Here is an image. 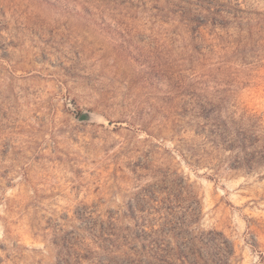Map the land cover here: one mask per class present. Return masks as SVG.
<instances>
[{
	"label": "rangeland",
	"instance_id": "rangeland-1",
	"mask_svg": "<svg viewBox=\"0 0 264 264\" xmlns=\"http://www.w3.org/2000/svg\"><path fill=\"white\" fill-rule=\"evenodd\" d=\"M242 113L264 127V0H0V264H146L180 220L264 264V163L196 135Z\"/></svg>",
	"mask_w": 264,
	"mask_h": 264
},
{
	"label": "trees",
	"instance_id": "trees-1",
	"mask_svg": "<svg viewBox=\"0 0 264 264\" xmlns=\"http://www.w3.org/2000/svg\"><path fill=\"white\" fill-rule=\"evenodd\" d=\"M202 118L212 122L207 133L197 132L196 135H203V138L217 149L233 153L229 156L227 169L236 171L243 165L246 170L251 171L255 165L264 163V146L259 145L261 137L256 135L257 131H261L264 136V127L259 118L246 113H242L239 120L231 117H228L229 120H217V116ZM206 155L210 156L208 153ZM215 170L220 171V166H215ZM197 216V209L192 210L191 217L195 219ZM169 224L174 230L181 232L172 236L171 240L165 230H154V225L150 226V233L144 232L138 238L143 243L146 264H229L234 255L233 246L229 250L227 242L219 235L209 232L188 238L182 234L183 227L188 226L186 220L172 221ZM102 239L113 246L120 243V238L116 236L114 239Z\"/></svg>",
	"mask_w": 264,
	"mask_h": 264
},
{
	"label": "water",
	"instance_id": "water-1",
	"mask_svg": "<svg viewBox=\"0 0 264 264\" xmlns=\"http://www.w3.org/2000/svg\"><path fill=\"white\" fill-rule=\"evenodd\" d=\"M92 120H93V114L90 112H82L78 118L79 122H84V121L90 122Z\"/></svg>",
	"mask_w": 264,
	"mask_h": 264
}]
</instances>
